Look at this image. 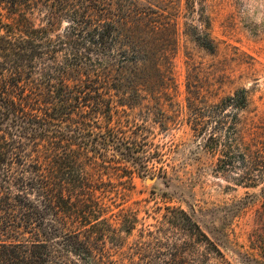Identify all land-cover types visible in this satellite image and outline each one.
<instances>
[{
  "label": "trees",
  "instance_id": "trees-1",
  "mask_svg": "<svg viewBox=\"0 0 264 264\" xmlns=\"http://www.w3.org/2000/svg\"><path fill=\"white\" fill-rule=\"evenodd\" d=\"M176 23L140 0H0V264H123L106 245L137 217L121 209V227L110 224L98 181L117 190L156 160L127 109L160 106L171 87ZM201 24L192 36L213 51ZM247 104L238 88L194 105L189 126L222 172L264 197V144L240 128ZM154 231L127 264H232L179 207Z\"/></svg>",
  "mask_w": 264,
  "mask_h": 264
},
{
  "label": "rangeland",
  "instance_id": "rangeland-1",
  "mask_svg": "<svg viewBox=\"0 0 264 264\" xmlns=\"http://www.w3.org/2000/svg\"><path fill=\"white\" fill-rule=\"evenodd\" d=\"M140 1L165 8L177 22L173 80L166 93L156 96L160 106L145 100L127 109L136 130L147 136L146 149L156 160L149 163L146 175H134L131 182L116 185L117 190H111L105 176L98 181L96 196L106 207L103 217H110V224L121 227V209L137 217L129 234L119 233V245L106 246L127 264L137 242L160 237L154 230L165 207L176 206L199 224L232 264H264L261 185L238 184L231 172H222L216 155L189 126L194 105L209 110L222 97L245 88L248 104L240 112V128L246 143L264 144V0ZM205 17L213 51L199 46L192 36L193 27H201ZM33 20L39 23L38 16Z\"/></svg>",
  "mask_w": 264,
  "mask_h": 264
},
{
  "label": "water",
  "instance_id": "water-1",
  "mask_svg": "<svg viewBox=\"0 0 264 264\" xmlns=\"http://www.w3.org/2000/svg\"><path fill=\"white\" fill-rule=\"evenodd\" d=\"M149 180V179H148Z\"/></svg>",
  "mask_w": 264,
  "mask_h": 264
}]
</instances>
